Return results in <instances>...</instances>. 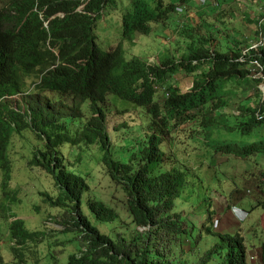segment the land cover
<instances>
[{"label": "trees", "instance_id": "trees-1", "mask_svg": "<svg viewBox=\"0 0 264 264\" xmlns=\"http://www.w3.org/2000/svg\"><path fill=\"white\" fill-rule=\"evenodd\" d=\"M195 1L0 0V169L4 181H9L8 150L12 137L32 130L43 148L34 153L31 165L54 177L60 196L56 200L45 196L52 207L66 211L56 221L59 229L46 227L47 231L34 232L26 228L23 220L13 221L12 263L23 264L30 249L33 256L38 255L39 246L46 239L49 242L50 231L80 238L83 249L78 255H71L67 264L251 263L249 247L239 231H217L213 226L217 213L213 200L217 194L225 197L228 213L231 211L236 217L233 211L236 206L230 208L229 203L242 190L248 195L251 209L241 199L238 207L249 214L256 209L264 210V95L254 93L238 101V114L226 110L230 105L227 98L245 96L247 90L243 93L242 84L254 81L247 63L258 59L264 66V17L248 18V23L255 24L251 35L261 39L263 46L252 50L243 64L238 61L244 56L241 41L228 39L231 46L227 51H219L218 40L200 29L209 18L203 11L196 22L192 21L196 23L195 31L205 35L203 39L211 47L194 49L191 42L189 52L179 60L166 58L150 64L137 56H126L123 41L107 50L101 48L96 34V24L106 10L120 14L125 40L134 32L147 33L152 25L164 22L172 14L178 16L179 8L187 14L198 7L193 6ZM229 8L225 6L224 13L216 16L224 24L223 30L217 28L223 37L228 31L223 22ZM186 33L190 40L193 33ZM178 70L192 75V85L187 91L169 83ZM256 80L263 83L264 72ZM159 88L164 90L163 99L157 96ZM256 91L260 88L256 87ZM55 94L72 97L73 118H81L82 104H89L88 115L78 123L74 134L70 132V122L64 119L69 113L47 97ZM110 95L132 103L146 116V127L141 129L147 130L145 141L128 160L113 155L103 108ZM158 127L166 131L161 134ZM181 132H193V136H180ZM191 139L205 143V147H200L196 166L183 162L173 151L177 143L192 146ZM65 143L79 147L96 144L102 150V162L109 175L126 193L135 226L131 239L124 233L114 237L102 232L86 213L84 206L88 204L99 222L113 223L121 216L100 198L86 203L91 185L88 177L66 165L60 151ZM224 157L231 159V163L237 160L251 163L241 182L228 177L227 168L231 165L228 161L221 162ZM207 164L212 172L208 181L201 176ZM192 212L203 215V227L195 226L190 219ZM261 239L262 243L264 230ZM204 241L211 244L210 248L205 247L202 255L194 256L203 249ZM190 242L193 248L187 250ZM48 247L52 252L53 247ZM260 249V264H264V242ZM55 256L53 252L50 258L56 262ZM0 264H7L3 256Z\"/></svg>", "mask_w": 264, "mask_h": 264}, {"label": "rangeland", "instance_id": "rangeland-1", "mask_svg": "<svg viewBox=\"0 0 264 264\" xmlns=\"http://www.w3.org/2000/svg\"><path fill=\"white\" fill-rule=\"evenodd\" d=\"M212 2H218L220 6L215 8L212 6ZM193 3V6L198 4V7H193L191 11L186 13H195L193 14L195 22L196 19H198L197 15L202 11L203 14L209 16L200 29L205 35L209 34L207 35L208 37L213 35L214 38L218 40L216 42L219 45V51H227L228 46H231V40H239L242 44L246 41L251 42L246 38L253 37L249 28H254L255 24L248 23V18L252 17L254 20H257L262 16L264 17V0H208L206 7H202L198 0ZM225 6H229L230 8L229 13H226L227 15L225 16L227 20L223 22L227 27L225 29L228 30L227 32L225 31L226 36L223 37L219 35L217 28L223 30L224 24H221V19L216 16L222 12L224 13L223 9ZM205 9L207 12H205ZM251 10L256 14L251 12ZM235 12L237 14L245 13L248 17L246 20L242 21L234 14ZM230 15H233V18H231ZM103 16L104 17L96 24V34L100 47L107 50V48L109 49L117 45L118 42L123 41L122 45L126 56H137L148 61V63L150 61L151 64L159 60L163 61L166 58H175L179 60L182 54H187L189 52L188 46H190L191 42H194V49H208L211 47L210 42L204 41L203 38L205 35L202 36L195 31L196 23L192 21V19H187L186 14L182 15V18H177L176 14H172L164 22L158 25H152L151 30L147 31V33L134 32L130 39L125 40L122 39L121 23L119 24L120 14L117 15L116 11L106 10ZM246 21L248 24L245 23ZM262 23L264 24V19ZM186 31H189L190 34L193 33L190 40H187L188 36ZM228 39H230V41H228ZM256 39L255 36L254 40ZM249 44L251 45L252 43ZM251 70H253L252 77H254V85L251 81L243 83V93L247 90L245 96L243 95L239 98L236 95H230V98H227L230 104L229 107H226L228 112H235L238 114L236 111L239 108L237 102L247 98L248 95L254 93L261 96L264 95V82L261 83L256 80L261 74L258 73V71L261 70L255 65L251 66ZM169 80V83H176L183 91H187L192 85V75L184 70H178ZM242 86L235 88H242ZM256 87L260 88V91H256ZM157 92L159 99H163L164 90H160L159 88ZM47 97L50 99V102L58 107H62L63 112H70L64 116V119L70 122V132L74 134L75 130H77L76 126L78 123L86 119L89 112V104H82L81 112L83 116L81 118H73L72 113L74 112L70 109L74 105L72 97H62L58 94ZM104 107L108 121L107 131L113 142V155L116 159L128 160L132 153L137 152L142 147L145 141V132L147 130L142 131L141 129L144 126L146 127L144 124L146 116L140 108L113 95L108 97L106 103L103 105V108ZM121 124L128 125V127L124 125L121 126ZM163 131L166 130L162 127H158L159 133L163 134ZM126 132L129 134H125ZM262 134L264 135V130ZM179 135L193 136V132L190 134H183V132H181ZM168 139L170 140L172 138L168 137ZM189 143L192 144V146L178 143L174 145V143L173 151L178 154L183 162L188 165L196 166L195 163L198 162L201 154L200 147H205V143L203 141H201V143L194 142L192 139ZM42 148L43 143L37 139L36 134L32 130H26L21 134L15 133L8 150V156L11 162L9 181H4V172L0 169V256L4 257L7 264H11L14 261L10 250L12 246L10 226L13 221L23 220L26 224V228L30 231H47L46 227L59 229L56 225V221L66 213L64 209L52 207L45 196L49 195L54 200L60 196V191L55 185L54 177L44 173L36 165H31L34 153ZM60 151L63 153L65 163L70 170L88 177V181L91 185V192L85 196L86 203L100 198L121 215L120 218L113 223L99 222L92 216L89 206L86 204L84 210L90 215L92 221L96 223L104 233L113 235L114 237L124 233L123 235L131 239L135 226L128 211L126 193L109 175L108 170L102 162L103 152L99 149L98 145L92 144L88 146L82 144L79 147L65 143L61 146ZM230 160H228L227 157L221 159V162L228 161L231 165V167L227 168L229 169L228 177L231 176L235 181L241 182L240 178L247 176L246 169L251 163L243 162L242 160L231 163ZM202 169L201 176H205L204 179L207 181L210 180L212 172L209 171L208 164L206 168L204 166ZM252 180L250 181L251 185ZM228 188L229 186H226V189ZM188 193H191V191ZM247 197V193L242 190L236 193L233 197V201L229 203L230 208L238 205L240 206L239 201L241 199L242 204L246 205L248 209H251ZM213 204L217 210L213 218V226L216 227V230L224 232L239 231L245 237L246 244L249 247L250 264H260V247L264 242L261 243V234L264 230V210L256 209L250 212V214H243L240 210H235L240 217L247 216V220L242 222L236 218L231 211L228 213L229 208L225 197H222L220 194L215 195ZM186 208L188 209V206H186ZM190 219L194 222L196 227H203L204 217L202 214H195V212H192ZM197 234H201V231L197 230ZM48 241L49 242H47L46 239L45 243L39 246L38 255L33 256V249L28 250L30 253L27 252L28 256H26L23 264H37V261H39L40 264H67L71 255H78L80 253L79 250L83 249L80 238L73 234L65 236L50 231ZM206 241L211 240L208 239ZM48 245L53 247L51 250L52 252H50ZM190 246L193 248L191 242L187 243V250ZM201 246L203 249L197 250L194 256L198 254L202 255L205 247L210 248L211 244L204 241L201 243ZM53 252L56 253V262L52 261L50 258Z\"/></svg>", "mask_w": 264, "mask_h": 264}, {"label": "built area", "instance_id": "built-area-1", "mask_svg": "<svg viewBox=\"0 0 264 264\" xmlns=\"http://www.w3.org/2000/svg\"><path fill=\"white\" fill-rule=\"evenodd\" d=\"M178 12L179 13L183 12V9L179 8ZM190 16H193V14H190ZM250 43H252V44L251 45L249 44V47L244 50L245 52L243 51L244 56H242L239 59L240 62H244L245 58L250 55L251 51L257 49L262 44V41H261V39H257V40H255V42L251 41ZM250 63L252 66L253 65L257 66L261 71L264 70V67L262 66V64L259 60L254 59V60L250 61Z\"/></svg>", "mask_w": 264, "mask_h": 264}, {"label": "bare ground", "instance_id": "bare-ground-1", "mask_svg": "<svg viewBox=\"0 0 264 264\" xmlns=\"http://www.w3.org/2000/svg\"><path fill=\"white\" fill-rule=\"evenodd\" d=\"M200 3V5L202 6V7H206V5H207V3H208V0H198ZM212 6L213 7H215V8H218L219 7V3L217 2V3H213L212 2ZM205 12H207L206 11V9H205ZM177 18H179L180 17V13L178 12V10H177ZM260 46H263V44H261ZM259 46V47H260ZM235 210H240L243 214H248V212H246V211H244L243 209H241L240 207H238V206H236V207H234L233 208V211H234V213H235V215H236V217L240 220V221H242V222H244V221H246L247 220V216L246 217H240L239 215H238V212L237 211H235Z\"/></svg>", "mask_w": 264, "mask_h": 264}, {"label": "clouds", "instance_id": "clouds-1", "mask_svg": "<svg viewBox=\"0 0 264 264\" xmlns=\"http://www.w3.org/2000/svg\"><path fill=\"white\" fill-rule=\"evenodd\" d=\"M190 14H195V13H187V14H186V18H187V19H189V18L193 19V16H190ZM255 14H256V13H255ZM182 15H185L184 11L180 13V16H181V17H182ZM194 19H195V18H194ZM180 26H181V25H180ZM246 39H249L250 41H253V40L255 39V37H254V38H253V37H250V38H246ZM257 39H258V38H257ZM257 39H256V40H257ZM254 41H255V40H254ZM168 43H169V42H168ZM249 43H250V42H247V41H246V42L243 44L242 47L244 48V50H245L246 48L249 47ZM251 53H252V51H251ZM251 53H250V55H251ZM250 55H249V56H250ZM249 56H248V57H249ZM240 58H241V57H240ZM240 58H239V59H240ZM246 58H247V57H246ZM246 58H245V60H246ZM239 59H238V61H239ZM257 60H258V59H257ZM251 61H252V60H251ZM239 62H240V61H239ZM149 63H150V61H149ZM240 63L243 64V63H245V61H244V62H240ZM150 64H151V63H150ZM247 64H248V66H249L250 69H251V66H252V65H251L250 61H249ZM261 64H262V63H261ZM262 66H263V65H262ZM263 67H264V66H263ZM252 71H253V70H252ZM260 72L263 73L264 70H262V71H258V73H260ZM15 99L17 100L18 98H15ZM72 107H73V106H72ZM67 113H70V112H67ZM74 126H76V125H74ZM76 127H77V126H76ZM70 130H71V129H70ZM75 131H76V130H75Z\"/></svg>", "mask_w": 264, "mask_h": 264}, {"label": "crops", "instance_id": "crops-1", "mask_svg": "<svg viewBox=\"0 0 264 264\" xmlns=\"http://www.w3.org/2000/svg\"><path fill=\"white\" fill-rule=\"evenodd\" d=\"M251 12H253V13L255 14L254 11L251 10ZM253 13H252V14H253ZM234 14H236V16H237L238 18H240L242 21L245 20V19H244V17H246V14H245V13L237 14V13L235 12ZM179 18H180V17H179ZM231 18H233V15L231 16ZM250 18L252 19V17H250ZM252 30H253V28L250 29V31H252Z\"/></svg>", "mask_w": 264, "mask_h": 264}]
</instances>
